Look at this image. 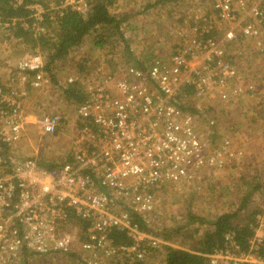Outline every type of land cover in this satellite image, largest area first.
<instances>
[{
  "label": "built area",
  "instance_id": "obj_1",
  "mask_svg": "<svg viewBox=\"0 0 264 264\" xmlns=\"http://www.w3.org/2000/svg\"><path fill=\"white\" fill-rule=\"evenodd\" d=\"M208 1L212 14L176 28L180 42L169 56L156 54L146 68L96 67L76 105L68 158L52 167L22 155L18 145L31 124L46 134L69 129L67 117L45 106L30 121V97L53 86L43 54L25 52L0 76V264L72 252L85 264H141L165 244L141 226L157 215V195L196 181L221 155H212L216 147L200 130L203 108L189 112V101L216 95L231 103L245 91L230 43L252 42L264 52V0ZM62 5L78 10L71 0ZM32 9L41 16L40 5ZM262 221L259 214L247 251L228 233L226 248L207 254L209 264H264ZM113 229L131 244H115Z\"/></svg>",
  "mask_w": 264,
  "mask_h": 264
},
{
  "label": "rangeland",
  "instance_id": "obj_2",
  "mask_svg": "<svg viewBox=\"0 0 264 264\" xmlns=\"http://www.w3.org/2000/svg\"><path fill=\"white\" fill-rule=\"evenodd\" d=\"M71 1L79 11L86 12L91 0ZM209 3L208 0H117L110 9L128 17L121 28L125 38L116 36V41L99 47L96 44L97 33L89 34L79 47L58 63L56 71L53 70V86L45 87L39 95L33 93L27 103L30 121L45 106L47 112H59L67 117L69 129L55 135L42 133L33 124L28 125L25 136L18 144L19 152L44 163L67 159L76 105L79 104L68 100L65 95L69 79L80 82V87H83V83L93 78L98 66L103 65L109 70L128 65L146 68L156 54L169 56L180 42L175 29L193 24L201 13L211 15ZM41 16L34 15L35 20L29 27L35 36L46 31L44 17L41 19ZM9 35L3 23L0 28L2 77L8 75L9 69L25 52L31 51L28 45L18 39H10ZM227 48L242 77V83L238 85H242L245 91L231 103L219 102L216 95L189 101V112L198 105L203 108V118L206 119L201 117L200 130L216 147L212 155H216V151H220L221 155L216 157L214 164L203 167L196 181L163 188L157 195V215L148 226L150 233L164 241L166 239L168 245L177 249H197L205 233L212 228L210 222L217 215L239 208L240 215L247 219L249 214L253 216L255 213V218L263 215L260 233L264 236V52L252 42L239 40L230 43ZM238 51L242 54L239 55ZM42 54L46 60V55ZM250 85L252 88L249 89ZM210 120L214 121L212 127ZM226 141L229 143L226 144ZM220 161L222 164L218 167ZM247 194L248 201L243 208V199ZM190 215H194V220ZM166 243L141 264H165ZM31 264L85 263L78 252H72L35 257ZM102 264L128 263L118 258V261L102 260Z\"/></svg>",
  "mask_w": 264,
  "mask_h": 264
},
{
  "label": "trees",
  "instance_id": "obj_3",
  "mask_svg": "<svg viewBox=\"0 0 264 264\" xmlns=\"http://www.w3.org/2000/svg\"><path fill=\"white\" fill-rule=\"evenodd\" d=\"M63 1L0 0V23H10L7 27L10 32V39H18L26 46L28 45L31 51L38 50L44 53L46 55V69L51 73V78L54 77L53 70L56 71L58 63L68 57L73 49L79 47L87 35L97 33L96 44L99 47L116 41L114 39L116 36L125 38L121 28L127 17L113 13L110 9L117 0H91L86 12H81L71 5H62ZM36 3L42 6V16L46 27V31L38 36H35L33 31L29 29L35 20L34 12L36 10L32 7ZM26 24L27 27H25ZM79 83L73 81L64 89L68 100L77 103L84 102L85 94ZM40 163L48 167L55 164V162ZM248 195L244 196L243 208L248 201ZM239 211L240 208L215 217L210 222L211 230L205 233L200 247L195 250L177 249L167 245L165 264H209L207 254L226 248V235L228 233L234 236V240L241 247V250L247 251L248 241L255 235L257 223L254 217L255 213L253 216L249 214L247 219L246 216H241ZM190 217L194 220V215H190ZM141 226L142 229L149 231L144 224ZM111 238L117 245L131 244L132 242L126 232L117 229L111 231ZM259 252L264 255V245L261 246Z\"/></svg>",
  "mask_w": 264,
  "mask_h": 264
},
{
  "label": "crops",
  "instance_id": "obj_4",
  "mask_svg": "<svg viewBox=\"0 0 264 264\" xmlns=\"http://www.w3.org/2000/svg\"><path fill=\"white\" fill-rule=\"evenodd\" d=\"M82 1H84V0H82ZM89 1H90V0H89ZM76 2H77V3H80L81 1H80V0H76ZM119 2H120V1H119ZM113 13H115V11H113ZM127 18H128V17H127ZM126 21H127V20H126ZM124 23H125V22H124ZM124 23H123V24H124ZM91 34H92V33H91ZM87 36H88V35H87ZM87 36H86V37H87ZM145 60H147V59H145ZM33 95H39V92H35ZM219 102H220V101H219ZM221 214H222V213H221ZM219 215H220V214H219ZM217 216H218V215H217ZM211 227H212V226H211ZM210 230H211V229H210ZM261 230H262V228L259 229L258 234L261 235L262 237H264L263 234L260 233ZM164 239H165V238H164ZM165 243H166V239H165ZM166 244L168 245V243H166ZM191 250H192V249H191ZM189 251H190V250H189Z\"/></svg>",
  "mask_w": 264,
  "mask_h": 264
}]
</instances>
